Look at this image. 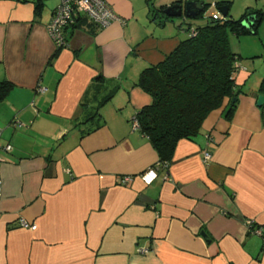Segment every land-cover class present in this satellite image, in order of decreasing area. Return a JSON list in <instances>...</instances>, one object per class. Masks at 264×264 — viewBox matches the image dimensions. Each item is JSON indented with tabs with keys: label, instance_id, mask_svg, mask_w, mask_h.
I'll return each instance as SVG.
<instances>
[{
	"label": "crops",
	"instance_id": "obj_1",
	"mask_svg": "<svg viewBox=\"0 0 264 264\" xmlns=\"http://www.w3.org/2000/svg\"><path fill=\"white\" fill-rule=\"evenodd\" d=\"M46 1L37 14L34 0H0V83L10 85L0 101V264H264V105L256 106L264 75L253 80L238 60L243 93L231 119L226 99L192 141L178 142L166 171L132 130L151 103L136 83L190 25H161L147 0H104L122 22L100 29L81 16L58 51L47 32L57 0ZM150 1L155 11L202 6ZM219 1L234 20L264 13V0L211 7ZM240 37L253 50L259 37L264 49V15L255 34ZM240 37L230 35L229 47ZM151 168L157 178L145 185Z\"/></svg>",
	"mask_w": 264,
	"mask_h": 264
},
{
	"label": "trees",
	"instance_id": "obj_2",
	"mask_svg": "<svg viewBox=\"0 0 264 264\" xmlns=\"http://www.w3.org/2000/svg\"><path fill=\"white\" fill-rule=\"evenodd\" d=\"M150 2L147 0L151 17L160 12L163 16L161 25L170 21L161 9H151ZM34 4L38 14L42 0H34ZM219 6L221 4H217ZM206 7L202 4L201 14ZM262 15L261 10L248 9L237 20L226 15L221 19L211 18L204 26L192 27L189 24L188 30H193L195 35L187 34V38L181 40L163 61L140 73L136 86L151 98V103L134 117L139 132L149 140L164 170H168L178 142L192 141L200 133L207 116L219 109L226 99L229 103L225 118L231 119L237 98L243 91L233 77L240 58L231 52L229 36L255 34L262 24ZM78 21L79 18L72 26L75 27ZM100 81L102 76L97 75L92 86ZM9 86L6 82L0 83V101L6 96ZM258 93L264 95V79ZM110 97L112 94L109 93L99 106Z\"/></svg>",
	"mask_w": 264,
	"mask_h": 264
},
{
	"label": "built area",
	"instance_id": "obj_3",
	"mask_svg": "<svg viewBox=\"0 0 264 264\" xmlns=\"http://www.w3.org/2000/svg\"><path fill=\"white\" fill-rule=\"evenodd\" d=\"M81 16H86L98 28H106L112 22L122 20L118 18L107 5L104 0H57V6L54 9L51 21L47 26V32L57 49L68 47L66 38V30L75 23V20ZM191 35H195L193 30H190ZM132 130H139L137 120L131 119ZM9 151V146L4 147ZM205 160L210 159V154L205 153ZM157 178V173L154 169H148L141 175V180L145 185H150ZM129 181V177L122 179V182ZM1 186V180H0ZM248 225L251 222L247 223ZM18 225L22 229L31 231L36 230L35 224H30L23 219L18 221Z\"/></svg>",
	"mask_w": 264,
	"mask_h": 264
},
{
	"label": "rangeland",
	"instance_id": "obj_4",
	"mask_svg": "<svg viewBox=\"0 0 264 264\" xmlns=\"http://www.w3.org/2000/svg\"><path fill=\"white\" fill-rule=\"evenodd\" d=\"M50 0L46 1L49 2ZM200 1V0H198ZM202 4L206 5V9L205 12L203 13V15L200 18L197 19H186V21H182L183 18L181 17H175V18H170V22L175 23L178 27L181 26L182 28H187L188 25H192V27L195 26H204L206 25L211 18H219V11L216 10L215 8L211 7L212 5V1L213 0H201ZM200 1V2H201ZM218 4H220L219 2H216ZM49 4H55L54 1L49 2ZM239 17V16H238ZM237 18V17H235ZM170 24V23H169ZM253 37V36H250ZM243 37H240L238 39H235L232 41L231 45H230V50L231 52L235 53L236 55H238L240 57L239 61L240 65L245 66L247 68L248 71V76H253V80H255V75H264L262 74V72H255L253 69H256L257 71L259 70V68L264 69V49L259 47L260 44V39L259 37H254L255 40V44L257 42V46L256 50H253V46L252 41H248L245 42L244 40H242ZM253 65H255V68H253ZM235 78V75H234ZM237 78V77H236ZM249 80V78H248ZM252 83V79L249 80V83ZM244 90H248L247 87H243Z\"/></svg>",
	"mask_w": 264,
	"mask_h": 264
},
{
	"label": "water",
	"instance_id": "obj_5",
	"mask_svg": "<svg viewBox=\"0 0 264 264\" xmlns=\"http://www.w3.org/2000/svg\"><path fill=\"white\" fill-rule=\"evenodd\" d=\"M218 11L222 16L225 17L227 14V7L226 6L220 7L218 8ZM200 13H202V9L197 6V2L195 1L185 2L183 5L180 4V5L170 6L167 7L165 10H163V14L169 18L181 17L183 15L187 19H194ZM262 105H264V96L259 95L256 100V106L261 107ZM200 235L207 243L209 242L207 236L204 233L201 232Z\"/></svg>",
	"mask_w": 264,
	"mask_h": 264
},
{
	"label": "flooded vegetation",
	"instance_id": "obj_6",
	"mask_svg": "<svg viewBox=\"0 0 264 264\" xmlns=\"http://www.w3.org/2000/svg\"><path fill=\"white\" fill-rule=\"evenodd\" d=\"M182 10H183V8H182Z\"/></svg>",
	"mask_w": 264,
	"mask_h": 264
}]
</instances>
